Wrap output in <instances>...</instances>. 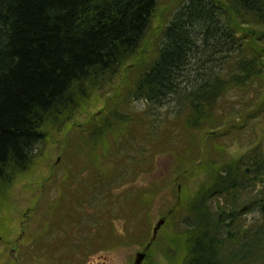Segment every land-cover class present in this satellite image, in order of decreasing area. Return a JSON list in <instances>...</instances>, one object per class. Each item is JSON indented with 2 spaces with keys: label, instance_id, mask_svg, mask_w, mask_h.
I'll return each mask as SVG.
<instances>
[{
  "label": "trees",
  "instance_id": "1",
  "mask_svg": "<svg viewBox=\"0 0 264 264\" xmlns=\"http://www.w3.org/2000/svg\"><path fill=\"white\" fill-rule=\"evenodd\" d=\"M159 2L0 0V211L46 130L71 125L103 96L95 123L62 138L66 165L57 193L37 206L39 230L21 243L27 260L80 264L126 240L129 228L114 236L113 221H140L166 182L135 183L165 155L176 180L205 174L161 217L179 218L176 258L165 262L264 264V0H178L151 31ZM235 92L251 96L231 101ZM173 101L161 119L155 110ZM250 122L246 152L223 162L222 138Z\"/></svg>",
  "mask_w": 264,
  "mask_h": 264
},
{
  "label": "rangeland",
  "instance_id": "2",
  "mask_svg": "<svg viewBox=\"0 0 264 264\" xmlns=\"http://www.w3.org/2000/svg\"><path fill=\"white\" fill-rule=\"evenodd\" d=\"M174 2H178V0H160L158 11L153 18L151 31H156L174 11ZM243 26L245 29L250 28L247 25ZM206 62L207 59H202L201 66L205 65ZM216 64V66L220 67L218 63ZM105 90L108 92L111 89L108 87ZM241 94L239 96L238 92H235V97L233 96L231 101L247 102L246 98L248 99L251 96V94H246V98H244L242 95L245 94ZM102 97L95 107L77 114L71 125L68 126L66 124V127L62 126L60 129L50 128L46 130L44 141L39 143L35 149V161L31 166L30 172L22 175L8 190L5 196V205L1 206L0 211L2 214L0 215L1 219L4 221L2 223L4 235L0 237V264H40L35 259L27 260L26 258L29 257L21 254V243L25 242L26 234H30L27 233L29 229L36 230L40 227L39 223L35 221L37 206H43L46 201L45 196H54L59 189L60 180H55V178L60 179V175L63 174V168L66 165L60 155L59 146L62 138L66 133V140L72 136L74 137L81 129L82 123L88 118L92 119L93 115L98 113V110L103 105ZM175 105L174 101L168 102L155 111L159 113L161 119L167 120V117H164L167 110H173L176 107ZM133 106L137 111L147 108L142 101H136ZM154 119L155 123L162 127L161 122L156 120L157 118ZM92 121L94 122V118ZM251 125L252 122L248 123L240 131V136L234 138V135H228L222 138L221 154L223 162L233 161L246 152L250 143L248 127ZM86 126L89 127L87 124ZM256 130L264 137V123L257 127ZM170 161V158L165 155L156 157L151 165V173L145 176L142 175L139 181L135 183L147 184L151 180L152 182L158 180L166 182L164 187L151 199V202L144 204V210L139 209L137 213L140 216L139 224L135 221L131 225L134 219H130L126 224L122 219L113 221L114 236L126 235L124 230L129 228L127 241L121 238L120 242H114L109 247L96 250L85 257L80 264H167L163 259L165 255L167 257L172 255L176 258L175 252L172 250V237L177 231L176 221L179 218L174 214L175 218L174 216H169L165 221L163 219L160 225L158 223L162 219V215L176 202V199L186 196L190 199L194 196L205 174L199 173L195 175L192 172L185 180H176L177 176L172 175L170 172ZM91 210L92 208L90 207L89 211ZM169 212L171 213L172 210ZM251 217L253 215H248V219ZM155 228L156 230H154ZM132 234L133 236H131ZM142 253L143 256L137 262L138 256Z\"/></svg>",
  "mask_w": 264,
  "mask_h": 264
},
{
  "label": "water",
  "instance_id": "3",
  "mask_svg": "<svg viewBox=\"0 0 264 264\" xmlns=\"http://www.w3.org/2000/svg\"><path fill=\"white\" fill-rule=\"evenodd\" d=\"M162 220L163 219L160 220V222L158 223V225H160V223H162ZM154 230H156V228ZM142 256H143V253L138 256L137 262L140 261V259H141Z\"/></svg>",
  "mask_w": 264,
  "mask_h": 264
}]
</instances>
